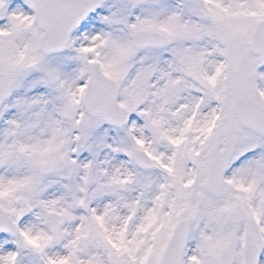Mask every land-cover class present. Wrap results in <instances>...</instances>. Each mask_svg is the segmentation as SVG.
<instances>
[{
	"label": "snow or ice",
	"instance_id": "obj_1",
	"mask_svg": "<svg viewBox=\"0 0 264 264\" xmlns=\"http://www.w3.org/2000/svg\"><path fill=\"white\" fill-rule=\"evenodd\" d=\"M0 264H264V0H0Z\"/></svg>",
	"mask_w": 264,
	"mask_h": 264
}]
</instances>
